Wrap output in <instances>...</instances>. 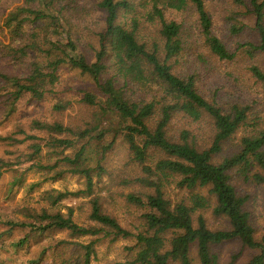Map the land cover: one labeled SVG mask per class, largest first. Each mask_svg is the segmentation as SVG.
Returning a JSON list of instances; mask_svg holds the SVG:
<instances>
[{"label":"trees","instance_id":"16d2710c","mask_svg":"<svg viewBox=\"0 0 264 264\" xmlns=\"http://www.w3.org/2000/svg\"><path fill=\"white\" fill-rule=\"evenodd\" d=\"M24 2L4 20L10 34L11 62L26 69L21 75L0 71V104L7 107V117L27 98L41 102L52 97L55 111L68 108L70 102L59 93V72L64 68L77 70L90 81L88 89L80 90V102L93 113L82 124L35 120L31 131L42 136L22 127L16 133L24 135L22 139L0 135V142L14 147L28 143L30 150L13 163L0 158V181L6 173L16 174L10 191L21 187L29 170L45 177L30 185L33 193L44 182H56L66 175L84 179L86 184L85 190L77 192H43L40 202L46 205L25 208L24 220L0 221L11 232H26L10 244L16 255L31 246V239L37 245L48 239L40 253L31 255L29 264L48 259L51 264H92L98 260L101 243L130 241L125 250L132 256L126 264H220L214 247L239 241L244 249L256 253L246 264H264V240L257 241L245 210L249 198L232 184L235 171L264 186V128L260 129L258 119L253 120L252 132L241 138L239 149L220 157L224 144L249 126L255 116L254 101L245 102L235 95L226 104L219 101V90H213L209 99L201 91L198 71L175 70L185 50L187 22L172 17L174 12H193L190 23L209 57L229 63L240 54L254 59L264 57V0H233L230 33L241 34L247 28L245 22L251 20L258 36L256 43L242 44L237 52H231L214 32L204 0H97L95 8L104 15L102 28L81 33V38L73 34L75 28L85 31L75 25L80 14L68 0ZM31 24L39 30L35 28L28 38ZM142 27L152 31L151 44L141 39ZM82 35L93 37L91 53L81 50ZM16 41L19 45L13 44ZM248 70L264 90V68L253 63ZM178 116L193 123L208 119L214 131L211 144L198 146L190 131L172 138L170 128ZM119 141L126 145L130 162L140 168L139 175L130 180L138 190L125 196L141 222L132 230L109 215L94 195L97 181L107 175L104 163ZM174 190L181 193L180 199L173 200L170 192ZM199 190H207V196ZM87 198L84 225L74 219L76 208L65 206L66 212L60 208L66 200ZM202 210L226 219L230 228L212 230L202 214L195 223L194 217ZM61 232L68 233V240L52 239Z\"/></svg>","mask_w":264,"mask_h":264},{"label":"rangeland","instance_id":"374dc122","mask_svg":"<svg viewBox=\"0 0 264 264\" xmlns=\"http://www.w3.org/2000/svg\"><path fill=\"white\" fill-rule=\"evenodd\" d=\"M25 0H0V71L7 75H21L25 72L24 66L19 63L11 62L9 57L8 47L11 45L10 34L4 26V20L8 14L16 10L18 7L24 6ZM207 9L209 10L214 32L225 43L231 52H237L238 47L245 43H256L258 36L253 29V22L247 20V28L241 34L232 35L230 33V16L233 6V0H204ZM75 10H78L80 18L75 23L80 27H84L85 31L80 29H73V34L81 38V33L97 32L101 26V21L104 15L101 11L95 8L97 0H68ZM193 12H186L179 14L174 12L172 17H182L187 22V36L185 37V50L183 56L179 58V64H175V70L178 73L186 71L200 74V88L201 91L211 99L213 90H219L218 99L228 104V100L232 96H239L245 102L254 101V113L249 126L242 128L230 141L224 144L223 154L220 157L230 155L239 149L240 140L243 136L249 134L253 130V120L258 119L260 129L264 128V90L257 86L249 73L251 64L256 63L258 66L264 68V57L256 56L250 59L246 55L240 54L237 59L232 62H220L215 58L208 56V52L204 49L202 39L195 25H191V15ZM243 22L245 19H241ZM39 30V26L35 24L28 25L29 35ZM143 28V27H142ZM196 29V31H195ZM141 39L148 44L152 43L154 39L153 33L147 28L141 30ZM58 40V36H53ZM65 37L62 35V41ZM93 37L82 35L80 42L81 50L91 53L95 46V41L91 40ZM19 45V41L13 43ZM200 56V57H198ZM178 59V58H177ZM176 60V59H175ZM171 64L174 66V61ZM61 75V84L59 86V93H63V98L70 102L68 108L63 112L54 110L56 101L52 97H47L41 102L30 101L28 98L24 99L18 106L16 112L7 117V107L0 104V135L12 136L17 139H22L24 135H16L19 127H22L25 132L30 134H37L31 131V124L35 120L53 123L56 120L64 124H82L89 122L93 111L81 104L80 90L88 89L91 85L86 76L80 74L79 71L69 68H64L59 72ZM228 97V99H226ZM229 107V105H226ZM257 122V121H256ZM251 124V125H250ZM256 128V127H255ZM257 129V128H256ZM183 131H190L196 136L198 146L208 147L211 144L214 131L208 119L202 120L200 123H193L191 120L178 116L172 122L170 128V136L178 139ZM30 153L28 143L20 146H10L7 143L0 142V158L12 162L18 156L25 158ZM25 165L24 168H28ZM104 167L107 169V175L97 181L95 188V196L99 197L101 204L105 211L121 223L125 228L132 230L133 226H139L140 221L137 220V209L129 205L126 201V195L130 192L138 190V186L133 181L140 173V168L130 162V155L126 145L123 142H118L115 149L108 155ZM24 171V170H21ZM232 184L237 191L249 198L245 210L250 215V222L255 230V236L258 242L264 240V186L257 185L252 181H247L239 176L235 171L233 172ZM16 174L14 172L6 173L0 181V221L7 220H24L23 210L28 207H39L40 203L46 205L41 201L40 196L43 192L69 191L77 192L86 189L85 180L66 175L61 180L56 182H44L41 187L36 188L34 193L29 191L31 184L42 182L44 176L36 171L29 170L24 177L21 187L15 186L12 191L11 183ZM175 191V190H174ZM176 192V193H175ZM170 192L173 200L181 198V193L175 191ZM203 196H207V190L198 191ZM178 194V195H177ZM89 198L87 199H69L60 206L63 212H66L67 206L76 208L74 215L75 221L79 225L87 223V214ZM214 203V202H213ZM66 206V207H65ZM83 208V209H81ZM202 214L207 221L208 227L212 230H228L230 228L226 219L215 217L211 210L199 211L194 217ZM26 232L24 230L15 229L12 232L10 228L0 223V264H29V260L40 253L44 244L48 239L37 245L36 240L31 239V246L28 249L21 250L19 255H16L15 249L11 247V243L24 237ZM69 235L66 232L57 233L52 239L68 240ZM76 241V240H75ZM130 241H119L115 244L101 243L98 247V260L92 264H126L132 253H128L125 247L130 246ZM3 246V247H2ZM213 252L219 256L220 264H246L256 254L244 249L239 241L227 242L221 246L214 247ZM52 260L48 259L41 264H51Z\"/></svg>","mask_w":264,"mask_h":264}]
</instances>
